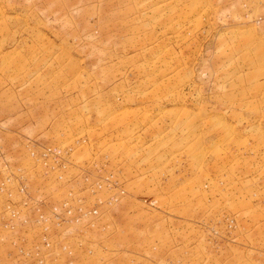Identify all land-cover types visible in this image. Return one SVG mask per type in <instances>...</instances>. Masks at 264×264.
I'll return each instance as SVG.
<instances>
[{"label": "rangeland", "instance_id": "obj_1", "mask_svg": "<svg viewBox=\"0 0 264 264\" xmlns=\"http://www.w3.org/2000/svg\"><path fill=\"white\" fill-rule=\"evenodd\" d=\"M6 178L0 264H264V0H0Z\"/></svg>", "mask_w": 264, "mask_h": 264}, {"label": "built area", "instance_id": "obj_2", "mask_svg": "<svg viewBox=\"0 0 264 264\" xmlns=\"http://www.w3.org/2000/svg\"><path fill=\"white\" fill-rule=\"evenodd\" d=\"M64 153L61 150H43L38 154V161L41 164V176L42 178L51 179L54 185L59 184V182L65 180V178L69 177L71 174L67 171L66 159L64 158ZM51 162V164H48ZM10 178H6L0 181V189L2 186L9 182ZM20 190H23L21 188ZM68 197L64 198L60 201L58 205H53L49 210V213L44 212L43 210V202L41 204L38 202L37 210V223L40 229V235L42 243L38 245V251L40 247H49L50 241L48 239L50 230L52 227L57 229H69L72 224L79 225L82 221L85 220L88 215L96 214V209H88L86 210L82 206V198L78 196V194L74 191L67 192ZM81 198V199H80ZM75 205V208L73 205ZM10 210L11 217H17L16 212L7 207ZM23 221L26 223L27 220L24 218ZM66 224H70L64 226ZM9 227H13L14 224H9ZM6 227L7 224L5 223Z\"/></svg>", "mask_w": 264, "mask_h": 264}]
</instances>
